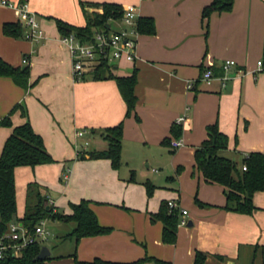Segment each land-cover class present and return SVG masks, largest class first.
I'll return each instance as SVG.
<instances>
[{
  "label": "crops",
  "instance_id": "0c3cea01",
  "mask_svg": "<svg viewBox=\"0 0 264 264\" xmlns=\"http://www.w3.org/2000/svg\"><path fill=\"white\" fill-rule=\"evenodd\" d=\"M211 1L0 0V58L28 70L26 88L0 76V119L8 115L10 120V126L0 125V152L12 128L28 122L52 158L14 169L13 222L22 225L26 186L35 183L40 195L52 200L53 213L69 215L72 204L87 200L98 224L109 229L76 242L64 238L73 224L48 248L47 264L120 263L144 256L194 264L197 252L201 264H264V190L253 193L250 214L227 210L226 189L206 183L193 157L212 124L227 137L221 155L238 168L248 153H264V0H233L229 11L203 18ZM22 2L43 32L37 41L23 38V27L18 38L2 33L4 23H20L16 7ZM103 3L133 5L137 20L150 18L154 25L153 33H138L132 62L122 59L110 67L114 76L135 74L129 115L114 79H93L90 71L81 80L73 78L56 25L61 20L83 27ZM106 27L115 31L122 24L110 20ZM225 60L235 65L223 79ZM205 69L212 74L208 82L201 80ZM179 117L184 120L178 122ZM119 123L118 168L106 158L77 157L79 151L104 149L101 131ZM175 124L181 127L178 137L170 132ZM175 138L182 142L176 149L164 143ZM146 183L153 186L150 195ZM168 200L186 211L172 244L161 240L162 223L150 220Z\"/></svg>",
  "mask_w": 264,
  "mask_h": 264
},
{
  "label": "trees",
  "instance_id": "16d2710c",
  "mask_svg": "<svg viewBox=\"0 0 264 264\" xmlns=\"http://www.w3.org/2000/svg\"><path fill=\"white\" fill-rule=\"evenodd\" d=\"M233 0H212L202 10L201 16L207 18L212 12L229 11ZM101 12L87 17L83 27H72L67 23L56 20L60 35L73 33L81 40L91 37L97 30H108L106 24L110 20H118L121 17V8L117 4H100ZM136 29L138 33L151 34L154 32L153 21L150 18H139ZM2 33L11 37H21L22 26L20 23H4ZM93 79H114L117 88L126 104V115L133 110L135 96L133 86L135 74L118 77L112 75L110 67L105 61H100L90 71ZM0 76H6L15 84L23 88L27 87L28 70L23 67H13L0 58ZM15 107H19L18 105ZM0 125L10 126L9 116L0 119ZM121 123L103 129L101 138L106 146L101 150L79 151L77 157L83 158H106L110 160L111 166L116 169L120 164L121 149ZM173 137H178L181 127L174 125L170 128ZM168 145L169 139L164 141ZM227 148V137L218 130L216 124L206 127V138L194 151V163L201 173L203 180L209 184H219L225 191V208L242 214H250L253 210L252 195L256 191L264 190V153L250 152L242 160L246 169L238 168L236 163L223 155L221 151ZM52 158L45 150L41 137L36 134L28 122L14 126L11 133L5 139L0 152V237L3 236L10 223H13L16 213V198L14 184V169L19 166L33 167L35 165L51 163ZM153 191V186L146 183L147 195ZM46 200L41 196L38 186L29 183L26 186V197L24 213L21 223L31 230L38 221L50 218L67 220L73 222L72 230L64 238L74 239L76 242L82 237L95 236L107 233L108 228L100 226L95 215L89 208V201L81 200L71 205V214L58 215L53 213L52 207L46 210ZM151 221L162 223L161 240L172 244L175 241L176 228L179 224V213L177 209H169L167 202L160 205L159 210L150 216ZM42 243H33L24 247L18 255L7 253L0 264H47L49 257L38 259L37 254ZM203 256L195 254L194 264H201ZM80 264H170L150 256H144L131 262H107L94 259L92 262H80Z\"/></svg>",
  "mask_w": 264,
  "mask_h": 264
},
{
  "label": "built area",
  "instance_id": "2783aa9c",
  "mask_svg": "<svg viewBox=\"0 0 264 264\" xmlns=\"http://www.w3.org/2000/svg\"><path fill=\"white\" fill-rule=\"evenodd\" d=\"M7 6L10 3L1 2ZM16 10L19 16V22L24 28L23 38L37 41L43 37V32L36 19L35 13L29 9L25 2L20 3ZM122 24L120 30H97L94 31L90 38L81 40L73 33L61 35L60 41L68 48L72 75L75 80H81L86 72L91 71L93 66L100 61H105L109 67L119 60L132 62L135 58L136 39H137V16L133 5H125L121 8V17L118 19ZM25 62V59L22 60ZM263 61L258 60L256 66L262 68ZM235 65L233 60H225L222 64L224 70L223 79L228 78V72ZM212 74L210 69H205L201 74V80L210 81ZM192 86L187 83V88ZM184 120L179 117L178 122ZM83 132H76V136H82ZM182 145L179 138L171 139L168 146L176 149ZM241 169L245 170V164L241 165ZM48 206L52 205V200L48 196H44ZM167 207L169 209H177L179 213V224L183 225L185 219L182 217L186 214L184 209L179 208L175 200H168ZM45 220L42 219L36 225L28 230L23 225L13 222L8 225L6 233L0 237V260L7 254L18 255L20 251L27 245L33 243H43L50 236V231L44 226Z\"/></svg>",
  "mask_w": 264,
  "mask_h": 264
},
{
  "label": "rangeland",
  "instance_id": "374dc122",
  "mask_svg": "<svg viewBox=\"0 0 264 264\" xmlns=\"http://www.w3.org/2000/svg\"><path fill=\"white\" fill-rule=\"evenodd\" d=\"M73 225V222L68 221L67 223H57L55 221L49 220L44 222V226L46 227V229H48L50 231V236L47 238V240H45L42 245L46 246L47 248L52 249L54 244H58L60 243V236L61 234H63V231H65L66 229H70ZM67 250V245L66 244H62L61 246H59V251H66ZM53 252V251H52Z\"/></svg>",
  "mask_w": 264,
  "mask_h": 264
},
{
  "label": "water",
  "instance_id": "95a60500",
  "mask_svg": "<svg viewBox=\"0 0 264 264\" xmlns=\"http://www.w3.org/2000/svg\"><path fill=\"white\" fill-rule=\"evenodd\" d=\"M49 208L48 205L45 206V209L47 210ZM49 256V250L46 246H41L39 253L37 254L38 259H43L45 257Z\"/></svg>",
  "mask_w": 264,
  "mask_h": 264
}]
</instances>
